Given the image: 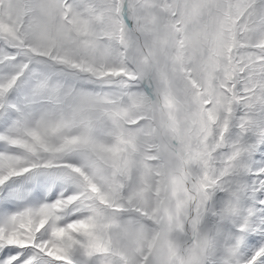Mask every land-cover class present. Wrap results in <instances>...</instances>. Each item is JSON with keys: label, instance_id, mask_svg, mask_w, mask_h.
<instances>
[{"label": "snow or ice", "instance_id": "snow-or-ice-1", "mask_svg": "<svg viewBox=\"0 0 264 264\" xmlns=\"http://www.w3.org/2000/svg\"><path fill=\"white\" fill-rule=\"evenodd\" d=\"M0 264H264V0H0Z\"/></svg>", "mask_w": 264, "mask_h": 264}]
</instances>
